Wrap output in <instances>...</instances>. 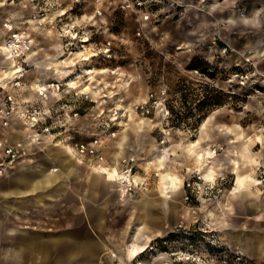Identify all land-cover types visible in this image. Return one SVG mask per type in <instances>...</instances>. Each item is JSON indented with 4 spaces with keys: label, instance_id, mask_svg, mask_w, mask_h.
<instances>
[{
    "label": "rangeland",
    "instance_id": "374dc122",
    "mask_svg": "<svg viewBox=\"0 0 264 264\" xmlns=\"http://www.w3.org/2000/svg\"><path fill=\"white\" fill-rule=\"evenodd\" d=\"M207 1L148 0L140 11L135 0H0V92L16 99L0 125V189L53 149L82 163L53 200L8 212L13 198L0 199V264H264L226 242L243 228L245 245L253 238L239 207L264 208L231 199L233 159L242 172L264 162L261 79L237 78L264 73V17L250 30L242 7L222 19ZM96 142V155L80 150ZM82 238L89 247L67 254Z\"/></svg>",
    "mask_w": 264,
    "mask_h": 264
},
{
    "label": "crops",
    "instance_id": "0c3cea01",
    "mask_svg": "<svg viewBox=\"0 0 264 264\" xmlns=\"http://www.w3.org/2000/svg\"><path fill=\"white\" fill-rule=\"evenodd\" d=\"M206 5L210 6L211 11L221 12L220 17L222 19H227V14L224 16L222 15V12L224 10L234 7L238 8L239 6L242 7L244 11L247 12V17H249L250 19L243 18L241 20L243 22L247 21L250 30H253L255 28H252L250 24L255 25L263 23V20L261 18L259 20L258 17H264V0H208ZM204 16L208 15L204 14ZM227 136L228 137L225 143L227 146H229V135ZM241 139L243 142H246L245 138L239 136V140ZM257 140L259 143L264 144V133L262 135H259ZM246 149L248 150L249 148L246 147ZM70 152L71 151L69 149H65L64 151L53 149L48 154L49 158L47 159V164H36L30 166V168L25 167L21 168L19 171L14 172L9 177L10 186L6 189H0V199L2 198V200L4 201V198H13L14 200L13 203H10L8 205L7 211L12 212V209H16V206H19L20 210L24 209L26 211L30 209L33 196L38 197L37 200H39L41 203H44L46 199H55L59 195V193L64 190V187L68 184V182L71 181V177L72 175H74V172L77 171L80 166H82V163H78L77 161L72 160V155ZM243 156L245 157V154H243ZM233 160L235 162V164H233L235 172L237 174L238 185L231 192V199H233V197L238 198L240 196H242V198L251 196L254 200H256L257 198L264 199V172L261 176H257L250 172L252 170L254 171L256 168H258V166H261L264 169V162L262 164L259 162L261 165L252 163L251 165L246 166V171L242 172L243 167L240 165L239 159L235 158ZM255 161L257 162V160ZM92 173L95 176L101 177L100 175H98L95 169H93ZM240 177H243V179H241L242 182H244V185L241 184ZM105 182L107 183V181ZM111 185L118 186L116 184ZM226 208L230 213H234L236 209L232 204L226 205ZM237 215L243 217V219L245 220L244 224L246 222L253 223V238L248 239L245 245V237H242L245 230L243 228L242 230H239L238 236L227 238V244H229V242L237 243V246L242 249L249 258H252L257 262H264V208L256 209V207H253L252 211H246L245 208L239 207ZM2 222H4V214L1 217L0 213V224H2ZM11 231L14 232V230ZM77 231L79 232V230ZM81 231H84V229L81 228ZM141 232H143V226H141L140 233ZM82 240L83 238L80 240H75V247H79V245L82 249L86 246L89 247V242L79 243ZM136 242L137 241H135V245L139 246V244L137 245ZM40 247L44 248L46 246L43 245ZM40 247L38 249L39 252ZM80 247L73 252L67 253L66 251V253L75 254L78 250H81ZM48 253L49 252L47 251V254ZM5 256H8L6 258H9L10 256H13V254L9 253L7 250L5 252ZM69 262L70 261H68V263Z\"/></svg>",
    "mask_w": 264,
    "mask_h": 264
},
{
    "label": "built area",
    "instance_id": "2783aa9c",
    "mask_svg": "<svg viewBox=\"0 0 264 264\" xmlns=\"http://www.w3.org/2000/svg\"><path fill=\"white\" fill-rule=\"evenodd\" d=\"M97 2H100V0H97ZM148 0H135L133 4H131L134 8L137 10L143 11L147 8ZM129 0H125V3L123 7L126 6H131ZM144 16L145 20L149 19V15L147 14H142ZM244 15V14H243ZM13 42V41H12ZM15 42L12 43L14 45ZM238 80L240 81L241 85H246L247 83H253L256 82L255 79H261V86L260 88H256L255 94L256 97H258L259 103L261 105V108L263 110L264 114V73L256 74L253 73L252 71L250 72H243L241 74L237 75ZM258 81V80H257ZM20 86V82H16V86ZM15 105H16V99L12 94H6L5 91L0 92V125H9L12 121V119L15 116ZM41 112L35 110L30 112L27 115V121L28 125L31 129H35L37 126H39V121L41 118ZM3 142L0 141V147L3 146ZM97 144L98 142L92 144L90 147H86L85 145H81V151L91 154V155H96L97 154ZM6 153H8L9 156H12V159H16L19 155V151L15 149L14 146H9L6 149Z\"/></svg>",
    "mask_w": 264,
    "mask_h": 264
},
{
    "label": "bare ground",
    "instance_id": "6f19581e",
    "mask_svg": "<svg viewBox=\"0 0 264 264\" xmlns=\"http://www.w3.org/2000/svg\"><path fill=\"white\" fill-rule=\"evenodd\" d=\"M243 16H245V15H243ZM102 167V166H101ZM101 167H99V168H101ZM107 168V167H106ZM108 169V168H107ZM118 172H117V170H115L114 171V173H112V175H114V176H117L118 174H117ZM122 176H123V178L121 179V185L123 186V188H124V190H126V187L128 186V183L130 184V183H132V180H131V178H129V176H126V175H123V174H121ZM107 177V176H106ZM113 177V176H112ZM118 177V176H117ZM172 183L174 184V185H176V181L172 178ZM241 181H242V179H241ZM115 184V183H114ZM119 185V184H118ZM242 185H244V182H242ZM244 188V187H243ZM179 194V193H178Z\"/></svg>",
    "mask_w": 264,
    "mask_h": 264
}]
</instances>
